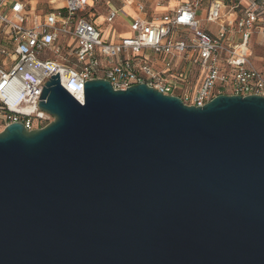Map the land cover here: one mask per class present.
Segmentation results:
<instances>
[{"label":"water","instance_id":"95a60500","mask_svg":"<svg viewBox=\"0 0 264 264\" xmlns=\"http://www.w3.org/2000/svg\"><path fill=\"white\" fill-rule=\"evenodd\" d=\"M83 86L0 132V264H264V97Z\"/></svg>","mask_w":264,"mask_h":264},{"label":"built area","instance_id":"2783aa9c","mask_svg":"<svg viewBox=\"0 0 264 264\" xmlns=\"http://www.w3.org/2000/svg\"><path fill=\"white\" fill-rule=\"evenodd\" d=\"M201 1H183L150 20L136 17L128 37L111 41L86 14L84 0H0L1 131L20 123L31 132L53 121L38 99L57 74L82 105L83 84L92 79L123 92L146 84L197 108L217 95L264 97V66L250 61L253 34L264 37V2L244 10L209 2L203 20L213 31L201 27ZM121 15L110 8L105 23Z\"/></svg>","mask_w":264,"mask_h":264},{"label":"crops","instance_id":"0c3cea01","mask_svg":"<svg viewBox=\"0 0 264 264\" xmlns=\"http://www.w3.org/2000/svg\"><path fill=\"white\" fill-rule=\"evenodd\" d=\"M150 1L151 0H118L117 5L110 2V1H106L104 3V6L102 7L103 9H101V11L98 9H95V7H94V4L98 3L96 0H84V6L86 9V14H90V16H92L93 22H94V24L97 25V27L101 31L103 39L116 41V40H118L119 36H117V39L114 37L115 29L121 28L123 24H120V26H118V23H115L116 19L112 23H109V24L105 23L106 15H107L108 10L110 8L118 9V10L122 9L123 11H125L124 15H122V16H123V20L127 23L126 25L129 28L130 22L136 17H139V18L144 19V20H150V19H152L153 16L165 14L168 11L175 9L179 5L178 2H177V4H172V1H169L166 6L158 5L156 7L155 6L151 7L149 5ZM139 5L144 7L142 12L139 10V7H138ZM41 12L42 11H39L36 9V12H34V13L37 15H40ZM201 12L204 16V13H205L204 9L199 11V14ZM206 26H208V25H206ZM202 29H204V30L208 29L209 30V27H202ZM215 30H216V28H214L213 31H215ZM253 35L254 36L252 37V40L255 39V42H256L255 44L257 45L258 49H260V50H261V48L264 49V37L262 35H260V36L256 35V33Z\"/></svg>","mask_w":264,"mask_h":264},{"label":"rangeland","instance_id":"374dc122","mask_svg":"<svg viewBox=\"0 0 264 264\" xmlns=\"http://www.w3.org/2000/svg\"><path fill=\"white\" fill-rule=\"evenodd\" d=\"M98 3L94 4L95 9H98L101 11V9H103L102 7L104 6V3L106 1H110L114 4L117 5L118 0H96ZM169 1H172V4H180L183 1H191V0H151L150 1V6L152 7H156L158 5L160 6H166L167 3ZM174 1V2H173ZM213 0H202L200 2V6H202V8L205 10V8L208 6L207 4L209 2H211ZM222 1V3L227 7V9L229 10V8L233 5H238L239 6V10H244L245 7H247L250 3L254 2V3H259V2H264V0H220ZM95 3V2H94ZM158 16V15H157ZM157 16H153V17H157ZM200 17V21L202 23L201 27H209V30H214V28H216L215 26H206L205 21L203 20V14L202 12L199 14ZM115 23H118V26H120V24H123L121 28H116L115 32H114V37L117 39V36H119L118 39L122 38V37H128L130 35V31L128 26L126 25L127 23L123 20V16H117ZM113 37V36H112ZM255 39L252 40V56L250 58L251 63L256 66L257 68H261L264 66V49L261 48L258 49L257 45L255 44ZM1 132V129H0Z\"/></svg>","mask_w":264,"mask_h":264},{"label":"bare ground","instance_id":"6f19581e","mask_svg":"<svg viewBox=\"0 0 264 264\" xmlns=\"http://www.w3.org/2000/svg\"><path fill=\"white\" fill-rule=\"evenodd\" d=\"M125 12V11H124ZM100 19V18H99Z\"/></svg>","mask_w":264,"mask_h":264}]
</instances>
